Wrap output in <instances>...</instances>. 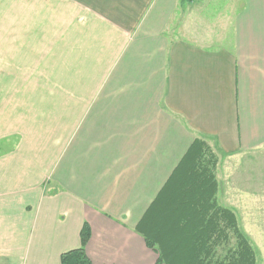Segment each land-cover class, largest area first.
I'll use <instances>...</instances> for the list:
<instances>
[{"label": "crops", "instance_id": "0c3cea01", "mask_svg": "<svg viewBox=\"0 0 264 264\" xmlns=\"http://www.w3.org/2000/svg\"><path fill=\"white\" fill-rule=\"evenodd\" d=\"M199 138L264 150V0H0V264L84 225L90 264H156L137 227Z\"/></svg>", "mask_w": 264, "mask_h": 264}, {"label": "trees", "instance_id": "16d2710c", "mask_svg": "<svg viewBox=\"0 0 264 264\" xmlns=\"http://www.w3.org/2000/svg\"><path fill=\"white\" fill-rule=\"evenodd\" d=\"M206 150L212 153L205 139L194 140L137 227L156 252V264H256L234 210L216 200L215 179L204 167ZM89 237L84 225L80 248L62 254L60 264H90L84 251Z\"/></svg>", "mask_w": 264, "mask_h": 264}, {"label": "rangeland", "instance_id": "374dc122", "mask_svg": "<svg viewBox=\"0 0 264 264\" xmlns=\"http://www.w3.org/2000/svg\"><path fill=\"white\" fill-rule=\"evenodd\" d=\"M4 40V43H12L16 37ZM3 86L5 94L15 84ZM40 128L41 155L47 160V123L42 121ZM204 157V167L215 179L218 204L234 210L239 228L255 251L256 264H264V150L241 157L223 156L212 149V153L206 150Z\"/></svg>", "mask_w": 264, "mask_h": 264}]
</instances>
